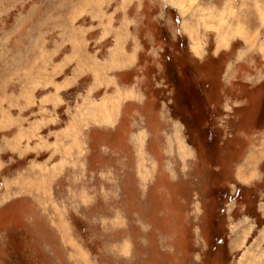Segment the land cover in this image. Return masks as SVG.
I'll use <instances>...</instances> for the list:
<instances>
[{
    "label": "rangeland",
    "instance_id": "obj_1",
    "mask_svg": "<svg viewBox=\"0 0 264 264\" xmlns=\"http://www.w3.org/2000/svg\"><path fill=\"white\" fill-rule=\"evenodd\" d=\"M0 264H264V0H0Z\"/></svg>",
    "mask_w": 264,
    "mask_h": 264
}]
</instances>
